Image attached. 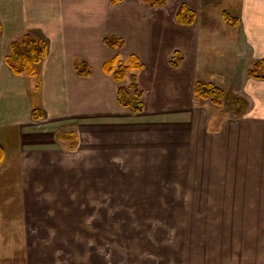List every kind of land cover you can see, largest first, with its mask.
<instances>
[{
	"label": "crops",
	"instance_id": "obj_1",
	"mask_svg": "<svg viewBox=\"0 0 264 264\" xmlns=\"http://www.w3.org/2000/svg\"><path fill=\"white\" fill-rule=\"evenodd\" d=\"M197 1L193 24L175 23L182 61L161 70L189 99L197 71L216 75L246 111L219 116L185 93L139 113L117 103L103 64L136 56L141 85L163 51L142 0H0V264H264V0H240L238 25L220 28ZM25 34L47 44L38 77L5 62ZM111 36L122 48L103 44ZM211 42L224 52L209 65Z\"/></svg>",
	"mask_w": 264,
	"mask_h": 264
},
{
	"label": "rangeland",
	"instance_id": "obj_2",
	"mask_svg": "<svg viewBox=\"0 0 264 264\" xmlns=\"http://www.w3.org/2000/svg\"><path fill=\"white\" fill-rule=\"evenodd\" d=\"M204 1H206V0L197 1V3H196L197 7L203 6ZM239 2H240V0H208V4H209L208 13L212 14L211 15L212 21L217 25V28L223 27L222 25L226 24L224 21V18L222 16L223 13H227L228 15H230L236 19L238 18L237 9H239V7H240ZM181 3L185 4L188 7V0H166V3L164 5L156 6L157 9L154 11L155 12L154 19L156 21L154 38H155V40L159 41V42L156 41L155 45L159 46V47L162 46L163 51L160 52L159 58H157V61L153 64L154 70L152 71V73H154V75L151 78V80L147 81V80H145V77H143L141 85H139L137 82L138 89L143 92L142 99H141L143 107H144L145 101H148V103H150V104L153 102H156V97H157L156 95H159V96H161V94L164 95L166 97V101H164L163 103H168V102L173 100L171 97L177 98V95L178 96H179V94L184 95V93H185L186 94V101L189 102V100H190L193 104H196L197 106H206L208 109L219 114V116H221V115L223 116L224 113H226V114L228 113L230 115L231 112L234 114L235 112L246 111L251 106V103L248 101L247 98H244L241 96L237 97L235 94H232L231 90H229L226 94L224 93L225 96L221 100L222 101L221 105H214L212 103L211 99L203 100L202 98L197 97L194 94V86H193V91H192L193 95H191L190 99H189V96L183 90V87L180 84H176V82H173L172 80H170V79H173L171 75L169 76L166 72H165L166 73L165 75L163 74L161 69H163V71H165L164 68H167V67L168 68L169 67L170 68L171 67L177 68L183 59L182 56H180L179 54H176V52H174L173 43H172L173 39L176 37L175 35L177 34V32L175 31L176 28H178L175 25V23L178 24V22L176 21V13H177ZM238 4H239V7H237ZM195 18H196V13H195ZM229 37H230V35H229ZM211 40L214 41V39H211ZM213 46H215V48ZM230 48H232L231 45H230ZM217 49H218L217 43H213V42L207 43L205 57H206V62L209 65L211 64L209 61H215L217 59L216 56H217L218 52H221V54L224 52L221 49H220L221 51H219V49L218 50ZM231 50L232 49H230V52H229L230 56L228 57L229 62L233 61V59L231 58L232 57L231 56L232 55ZM121 58L124 59V61H126L124 56H121ZM158 59H160V60H158ZM172 62H175L177 64V67H174L172 65ZM230 64L231 63H229V65ZM256 64H258V62H256L252 66H249L246 68L245 61L243 60L242 66H244V68H246V73H245V74H247L246 76H248L250 78L255 77L256 69L254 68L255 67L254 65H256ZM143 68H144V65H143ZM169 70H170V72L172 71V69H169ZM249 70H254V72H253L254 75L248 74ZM139 71H141V70H139ZM133 72L134 73H132V74H134L136 76L135 71H133ZM193 73H195V72L194 71L189 72V76L192 77ZM193 77H194L196 82H204L207 84H212L216 88H219L222 90V88H221L222 86L220 87L218 85V83H220V81L218 79L219 77H217L216 75L200 73V70H199L194 74ZM168 78H170V79H168ZM136 79H137V77H136ZM162 79H163V83H162ZM220 85H222V84H220ZM119 86H123V87L127 88L129 94L133 93V90L131 88H129V80L128 79L126 81L124 80L123 83H120L118 85V87ZM162 87H163V89H162ZM232 100H238L241 102L238 109L234 110V108L232 107ZM90 230H92V228H90ZM94 238L96 239V237L93 236L91 233H86L85 245L86 246H93L92 243H93ZM117 239H118L117 240L118 246H125L126 243L129 244L127 241H125L124 239H121L119 236L117 237ZM108 241H109L108 235L102 236V242H104L103 244H108Z\"/></svg>",
	"mask_w": 264,
	"mask_h": 264
},
{
	"label": "trees",
	"instance_id": "obj_3",
	"mask_svg": "<svg viewBox=\"0 0 264 264\" xmlns=\"http://www.w3.org/2000/svg\"><path fill=\"white\" fill-rule=\"evenodd\" d=\"M123 0H110V3L116 4ZM144 3L150 5L151 7L161 6L166 3V0H142ZM223 18L225 23L230 26L238 25V19L223 13ZM176 21L182 26L192 25L195 21V13L185 4H181L177 13ZM1 34V26H0ZM103 44L112 50H117L122 48L123 41L119 37L111 36L103 39ZM47 56V44L41 39L32 37L30 34H25L20 40L14 41L10 44V53L6 57V64L10 67L15 75H26L27 77H38V67L44 61ZM174 67H177L175 62H172ZM257 69L258 64L254 65ZM76 74L80 77L91 76V69L84 61H76L73 64ZM103 72L109 75L114 83L120 84L124 80H129V88L133 90L132 94L128 93L127 88L119 86L117 88V103L125 108H130L132 112L139 113L142 112L144 107L142 104L143 92L138 89L137 79L133 71H139L143 69V64L139 62L136 56L132 55L129 58L127 64H124L118 60V58H113L103 64ZM254 70H249L250 75L253 74ZM253 77V76H252ZM255 77H257L255 75ZM194 94L202 98L203 100L211 99L214 105H221V100L224 98V92L213 86L212 84H207L204 82H196L194 84ZM240 101L232 100V107L238 109L240 106ZM32 119L38 120L43 116L40 110H33L31 113ZM58 139L71 140L69 145L70 149H73L76 142L72 138L70 133H60ZM4 152L0 146V161L3 159Z\"/></svg>",
	"mask_w": 264,
	"mask_h": 264
}]
</instances>
